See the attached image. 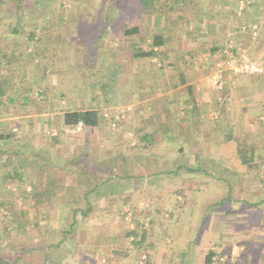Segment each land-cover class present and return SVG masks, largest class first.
<instances>
[{
	"label": "crops",
	"instance_id": "0c3cea01",
	"mask_svg": "<svg viewBox=\"0 0 264 264\" xmlns=\"http://www.w3.org/2000/svg\"><path fill=\"white\" fill-rule=\"evenodd\" d=\"M190 1V7L185 12V16L190 23L195 20V23L192 22L191 24V31L189 32V27H187L181 31L178 29L177 36H175L176 33L173 35L166 34L170 41L161 49L166 65H164V69L159 71V75L153 78L154 80L144 74L143 89L138 91V94L142 92L143 96L140 94V97L136 98L133 109L128 115V125L130 123L135 125L139 141L143 134L151 133L154 136L153 144L142 143L143 151L140 154L142 158L146 159L144 167L149 168V170L151 168V171L140 175L141 178L121 179L125 182L124 187L128 186L123 191L124 194L126 191L133 197V201L131 200L130 203H128L130 196L127 198V203L124 201V205H129L128 208L116 205V208L113 206L115 208L113 209L107 203L113 197L123 198L122 190L118 189L119 186H106V188H101L94 193V203L100 205L97 212L111 215L124 213L130 209L135 212L138 211L139 193L141 192L142 197L149 199L148 207H143L140 212L147 216V221L151 223L147 232V241L144 244L153 246L152 249L150 246L148 251L151 254V262L154 264H167L174 261L180 264L189 261L194 262V257L188 259L187 255V259L185 258L183 254L185 251L180 249L181 247L186 246V250L191 245L207 248L214 241L229 243L233 238L232 235L227 234L225 228L221 227L226 226V221H223V224H213L211 220L207 221L212 213L213 206L211 207V205L213 204L200 199V193L209 187L205 184L208 180L207 177H210L206 167L210 162L212 165L215 164L214 160L209 159L207 152L214 146L219 147L217 145L219 143L221 149L227 152L234 149L235 141L233 138H229L236 127L233 126L234 120H232L231 112H233V100L242 101V99H239L234 93L231 96L228 93L225 94V90L229 86L233 91H239L238 94L247 95L248 91L244 87L246 85L244 82L264 74H237L224 66V60L229 57V52L234 55L236 60H264V0ZM188 11L191 16L188 15L190 14ZM180 14L183 16V11H180ZM186 25L188 24L186 23ZM48 28L49 26H47V30L37 32L35 37L37 41L33 42L34 48H37L35 55L37 63L33 74L36 82L40 81L43 92L47 91L49 95L44 100H32V105L31 102H22L25 92L17 95L16 98L20 101L19 108L26 110L23 113L16 111L17 113H12L11 117L5 116L4 111L0 113V122H6V124H0V132L8 128L11 129L14 123H16L15 125L18 122L24 124L26 119L23 118H33L31 124L26 126L28 130L25 129L26 132L29 131V135L23 137L24 134H21L22 139L32 140L30 148L32 152L51 154L53 160L58 157V160L63 162L62 164L74 159H79L78 163L83 164L85 161L83 155L86 152L89 153L90 157L93 155L92 152L90 153V150H94L92 145L95 148L97 146L104 148V150H110L100 157L116 155V152H118L117 155H121L125 150L120 143L118 144L117 136H114V133H110V130L107 131L108 129L104 130L106 128L104 122L95 127H83L81 130L64 125V109L68 108L69 105L66 107L60 103L59 97L52 93L55 90L54 87L62 86L61 96L69 97L71 101L78 102L76 105L72 103L73 106L69 107L73 110L80 112L88 109L102 110L103 101L99 95L95 96L91 93L90 87L92 84H96L98 78L94 75L90 76V73L87 72L89 69L85 70V74L82 76L77 77V74H72L73 81L76 80L73 83H81L82 87L79 91L70 92L72 93L70 96L65 94L72 85L68 79L67 70L74 71L75 64L67 68L63 62L62 65H58L60 69L52 66L50 69L53 71L50 72L47 61L51 63L53 58L51 57L49 41L53 38L54 33ZM186 30L188 32H185ZM46 36L48 41L43 40ZM188 36L191 37L190 40L186 38ZM22 38L26 39L27 36H22ZM201 38L206 39V42L200 41L198 43L196 41V39ZM78 64L79 62H77ZM220 70L223 71V89L214 87L211 78L214 72ZM57 71L61 72L62 75ZM42 72L49 78L46 77L42 80L40 78ZM14 81L17 82V86L20 82V87L22 84H29L24 80ZM65 87L69 88L65 89ZM250 93L249 102L258 103L264 100L262 96L255 95L253 92ZM62 97L61 99H63ZM244 97L247 98V96ZM248 100L246 99V101ZM211 108H213L214 113L215 111L219 112L215 117L212 112V114H208ZM257 108L259 109V106ZM246 111L249 112L248 107L240 108L239 112L242 113L239 116L240 121L245 118L244 112ZM226 112L231 117L228 118ZM246 118L248 119V117ZM32 122L35 123L32 124ZM13 129L17 130V127ZM217 129H219V141H216L214 136L209 137L210 133L215 135ZM23 144L20 143L22 149L24 148ZM225 153L220 155L221 159L220 156L218 157L217 164L226 167L230 166L232 159ZM136 156V154L131 155V159L135 161ZM98 159L99 157L90 161ZM201 165L204 169L200 167ZM76 176L78 180L79 176ZM62 180L64 178H61V182H63ZM137 182L138 185H136ZM0 192L2 193L1 190ZM184 210L185 218L180 213ZM107 218L111 220L110 217L105 216L100 221H96L98 223H93L95 224L92 228V231L95 229L93 236L95 243H91L99 252L105 242H109L110 248L107 251L118 262L130 261L131 258H134L133 254L137 249L136 246L131 245L133 237L127 236L125 243L128 254L123 255L120 246L116 245L118 239L120 240V235L115 234L116 230L115 232L110 231V233L107 231H109V227H122L121 225H123L122 228H125L126 224L129 227L132 222L124 221V219L120 221L119 219L110 225V220ZM138 227L136 223H133L130 228L133 230ZM186 227L187 230H185ZM105 234L109 237L103 238L102 241ZM245 235L246 233L242 232L239 236H241V240L247 242L248 237H244ZM116 240L117 242H115ZM192 241L196 244H192ZM140 246L138 244V247ZM113 259L108 260L111 262ZM199 262H202V257H199Z\"/></svg>",
	"mask_w": 264,
	"mask_h": 264
},
{
	"label": "rangeland",
	"instance_id": "374dc122",
	"mask_svg": "<svg viewBox=\"0 0 264 264\" xmlns=\"http://www.w3.org/2000/svg\"><path fill=\"white\" fill-rule=\"evenodd\" d=\"M114 0H28L27 5L25 6V11L23 12V9L17 10L15 8L16 3H14L13 0H0V49L4 50L6 44L9 41H6L3 36V32L6 30H9L12 28L16 22L18 15H24V19L21 23V28L27 29L29 32H33L37 36V32L39 31H45L47 30V26H49V30L54 33L53 38L50 39L51 44V58L52 62L47 61V65L49 66V69H52V66L54 68L60 69L58 66L59 64L62 65L64 62V66L66 67H72L73 64H75L74 71L67 72L69 74L68 79L72 82L70 90L69 87H65V89H68V91L65 93L67 96H70V92L73 90H80L82 87V84H75L73 83L72 74H77L78 76H82V74H85L84 68L81 70L79 67V64L83 61V56L89 52L88 47L91 43V34H89V31L94 32L95 29L99 26V23L101 20L103 21H113L115 22V15L117 11L112 12V15L109 13L112 10V2ZM186 12V11H185ZM25 13V14H24ZM188 13H190L188 11ZM191 16V13L188 14ZM187 16L183 14V17H181L180 11H174V12H167L165 13L161 18H157L154 15L148 16V15H140L135 16L133 15V18L130 19L131 24H134L135 21L137 23H143L144 27L151 29V34L154 33H162L166 36L167 35H173L177 36L178 32L177 30L180 29H187L189 27V32L191 31V24L192 22L195 23V20L191 23L189 20L186 19ZM186 23L188 25H186ZM110 25H113L112 23ZM255 28V27H254ZM38 30V31H37ZM26 32V31H25ZM185 32H188L186 30ZM27 36V32L24 34ZM95 36V33H93ZM140 37H144L143 46L145 48L149 47V44L151 43V37L146 36L144 32L138 34L135 36L136 39H139ZM187 39H191V37H186ZM14 39V38H10ZM22 40H26L25 38H21ZM19 39V48H17L16 51H14V55H16V59L10 64L6 63H0V71L4 74L7 72L9 73V87L15 86L14 80L17 81L24 80L29 82L27 85H21L20 82H18V88H20L22 93L33 90L32 92V100L34 99H46V96H48V92H40L42 91V85H40V81H37L34 79L35 72V65L37 63V59L35 57L36 49L35 44L28 46L29 44H25V42H22V40ZM37 39V38H36ZM93 39V37H92ZM43 40L48 41V37H44ZM196 41L199 43L200 41L206 42V39H196ZM121 39L113 32L111 31V28L109 27V30L107 33H105V36L103 37V41L100 40L97 41L96 45L99 44V47L97 51L103 52L106 49H110L109 51H117V47L121 43ZM11 43V42H9ZM94 43V44H95ZM129 44V42H127ZM168 44V42L166 43ZM121 46L123 44H120ZM8 46V45H7ZM166 46V45H165ZM108 47V48H107ZM160 51L163 49V47L159 48ZM39 50V49H38ZM103 57V56H102ZM101 57V58H102ZM162 56L158 55L157 57H154L150 60H137L133 67V71L138 73L139 71L142 72L148 77L156 78L159 75V71L164 69V63ZM72 58V60H71ZM100 58V59H101ZM161 58V59H160ZM50 59V60H51ZM98 57L97 60L93 62V66L87 71L91 75L96 74V71L98 67L101 66V63L104 62V64L109 63L108 60L101 61ZM76 60V62H75ZM226 60V59H225ZM224 60V61H225ZM255 60V59H254ZM54 61V62H53ZM73 61V62H72ZM260 63L264 65V60H257ZM77 62L79 64L77 65ZM72 63V64H71ZM70 64V65H69ZM106 66V65H105ZM163 66V67H162ZM50 69V72L53 70ZM147 69V70H146ZM107 71L104 72L105 76L101 77L99 74L97 76L98 81L96 84H92L90 89L91 93L93 95H99L102 100L103 93L100 92L102 83H108L111 80V71L112 69L109 68L106 69ZM139 72V73H140ZM60 75L61 72H58ZM264 73V71L262 72ZM42 75V80H44L46 77L49 78V76H45V74ZM62 78V76H61ZM102 78V79H101ZM246 84L244 87L247 89V95L243 93H239V91H233L231 87L228 86V89L225 90V94L228 93V95L231 96L233 93L239 97V99H242V101L233 100V106L232 110L233 112L231 116L233 122V126H236L233 129V138L235 136L241 137L245 140H247L249 143H252L254 145L255 150V157H254V163L252 166H247L241 163V159L238 155V148H237V142L235 141L234 149L231 150V152H227L223 149H221V144H217L218 146H214L213 148H210L208 150V156L210 160H214L215 164L212 165L210 162L208 166L206 167L207 171L209 172V176L207 177L208 180L205 184H207L209 187L208 189L204 190L202 193H200V199L201 201H208L209 203L213 204L212 213L209 215L207 221L211 220V222L217 223V224H223V221H226V226H221L222 228H225L228 232L227 234L232 235L231 240L229 243H222V242H212L207 248H200L198 245H191L186 250V246L181 247L180 249L184 250L185 258L188 255V259H191L190 257H194V262H185V264H207L206 258L209 254V251H215L214 256L212 257L213 264H264V100L262 102H249L248 98L251 96L250 92L255 93V95L262 96L264 98V74L259 75V77L253 78V80H246L244 82ZM70 85V83H69ZM214 85V84H213ZM226 86V84H225ZM215 87V86H214ZM61 88L62 86H56L54 87V91L52 93L56 94L59 97L60 103L66 107H69L72 105H76L77 101H71V98L61 96ZM133 90V89H132ZM10 92V91H9ZM51 92V89H50ZM49 92V93H50ZM42 93V94H41ZM59 93V94H58ZM118 93V91H117ZM117 94L114 92L112 102L105 105L103 104L102 112H111L116 115L117 112H115L116 109L124 107L125 104L123 101L125 99L124 96H119L117 100ZM242 95V96H239ZM244 96H247L244 97ZM61 97L63 99H61ZM65 97V98H64ZM246 99L248 101H246ZM117 100V101H116ZM64 101V102H63ZM71 101V102H70ZM31 105L33 102L30 103ZM135 104V101H133L132 104H128L132 107ZM72 105V106H73ZM22 106V105H21ZM127 106V105H126ZM259 106V109L257 108ZM248 107L249 112H244L243 121H240V115L242 113L239 112L240 108ZM4 108V109H2ZM14 106L8 105L6 107H0V113L5 114V116H12V113H23L25 110H22L19 108L18 110H13ZM254 109V111H253ZM32 110V109H31ZM250 110H252L250 112ZM17 111V112H16ZM257 111V112H256ZM259 111V112H258ZM10 112V115H8ZM27 112V111H26ZM130 111H126L122 114H117L119 120L115 121L117 123L116 126H113V120H111V125H105V131H109L110 133H114V136H117L118 144H121V147L127 151L129 155H137L136 160L132 161V163L125 164L121 160L118 161V165L115 167L113 174H121L124 172V169H130L131 173L134 174V176H140L144 175L147 172L149 173L151 171V168L144 167L145 160L140 155L143 149L141 148L142 143L139 141V135L135 131V125H132L130 123L128 125V115ZM215 115L219 112L215 111L213 108L208 111V114ZM256 112V114H255ZM27 114V113H24ZM226 116L229 118L227 112L225 113ZM113 116V118H114ZM116 116V117H117ZM220 116V115H219ZM223 116V115H222ZM248 117V119L246 118ZM26 119L25 123H16L12 126V132L16 133L21 136V134H24L23 137H26L29 135L28 128L26 126H29L31 124V121L33 118H23ZM30 119V121H29ZM218 120V119H215ZM248 120V122H247ZM12 121V120H8ZM124 121V122H123ZM127 121V122H126ZM221 121V120H219ZM45 122V121H44ZM11 123V122H10ZM35 122H32L34 124ZM46 123V122H45ZM220 124V122H218ZM9 127V126H8ZM17 127V130L13 129ZM25 127V128H24ZM46 127V126H45ZM146 127V125H144ZM26 129V131H25ZM33 129L31 128V131ZM5 131V130H4ZM141 135V133H139ZM215 138L216 141L220 140L219 135V129H217V132L215 135H212V133L209 134V137ZM116 140V141H117ZM27 142V140H24ZM32 142V141H31ZM30 142V143H31ZM92 149L90 150V153L92 152L93 155H91L92 159L102 156L103 154H106L107 151L110 150H104V148L97 147L95 148L94 145H92ZM135 147V148H133ZM126 148V149H125ZM139 151V152H138ZM135 152V153H134ZM226 152V153H225ZM33 153V152H32ZM139 153V154H137ZM225 153L228 154L230 158L232 159L230 166H223L218 165L217 160L218 157ZM118 152H116V155ZM45 155V154H44ZM47 156L51 157V154H46ZM99 155V156H98ZM140 155V156H138ZM220 156V159H221ZM91 157L89 156L90 160ZM104 158V156H103ZM31 159L33 161H38V158L33 156ZM56 163L62 164V161H59L58 157L54 158ZM40 160V158H39ZM65 161V160H64ZM80 163H77L76 165H71V172L69 171H60L58 173L59 181L61 182V178L63 182L61 183H69V184H78L77 180V174L78 171H81V166H79ZM121 164V166H120ZM124 164V165H123ZM126 166V168H125ZM202 169H204L203 165L200 166ZM199 167V168H200ZM153 169V168H152ZM77 171V172H76ZM97 171V170H95ZM100 176L103 177H109L111 173L109 171H98ZM101 173V174H100ZM201 174V173H200ZM205 175V174H202ZM214 175V176H213ZM74 177V178H73ZM202 178V177H201ZM221 178L225 179V182L220 181ZM139 183L137 182L136 185ZM125 182L117 180V186H119L118 189L122 190L123 198L119 197H113L111 198L110 202H107L109 207L113 208V206L119 205L125 208H128V204L124 205V201L129 197V202L131 200L133 201V197L124 190L127 189L128 186H125ZM232 187V190H231ZM31 188V185L29 182L27 184H22L20 181H12L9 180L7 184H5L0 190L2 191V194L0 195V205L3 203V207L0 206V257L4 259H8L10 261L15 260L16 251L19 248L22 247V243L25 244H34V243H40L43 244V238L38 239L43 233V230H45V226L43 230L38 231V227L34 226L35 223H37V218L39 212L35 209L31 211V207L29 204L26 203V201L21 198L24 194V189L29 190ZM76 196L79 195L82 196L83 189H78L75 192ZM140 195V202L138 203V211H134L133 209H130L129 211H125L124 213H114L113 215L109 213H103V212H97L99 211L100 205H97V203H94V209L90 212L89 215H82L79 213L78 215V222L75 227V233L72 236H69L65 242H62L61 247L58 248L59 254L58 256H53L54 262H49V264H154L151 262L149 247L151 245L142 244L140 247H136V252H134L133 256L134 258H131L130 261L126 262H118L115 257L107 251V249L110 248V243L105 242L102 243L104 246H102L99 249V252L96 251L95 245L92 243H95L93 237L95 235L93 228V223H98L96 221H100L103 217H110V225L111 223L117 222L119 219L122 221L132 222L130 223V226L127 227V224L125 228L122 227H109V232L116 230L115 234L120 235V240L118 239V243L116 245L120 246L121 251H126V243L127 236L126 231L128 232L131 230V225L133 223H136L139 227L145 226L147 229H149L150 224L145 215H143L142 210L143 207H148L149 205V199L142 197V192L139 193ZM95 194L90 195V199L94 202ZM227 198L226 204L220 205L222 199ZM97 202V200L95 199ZM80 205L77 207L84 208L85 203L83 201L79 202ZM113 208V209H115ZM22 209L30 212L33 215L32 217L30 215H27L24 218H21V214L19 213ZM42 211H40V214L44 220H47L48 230L49 234L56 235L57 232L55 231L57 228L62 229L64 224V219L62 217L61 212H59L58 208H52L49 209L46 206L41 207ZM198 209L200 207L198 206ZM126 210V209H125ZM197 210V209H195ZM184 211H180V213L183 215L182 217H186L185 214H183ZM188 214V213H186ZM68 216V214H67ZM181 216V215H180ZM68 218V217H67ZM20 219V220H19ZM108 220V221H109ZM136 220V221H135ZM20 221H23L20 223ZM71 219L68 218L67 223H71ZM40 222V221H38ZM20 223V224H19ZM45 223V222H44ZM66 223V224H67ZM121 223V222H120ZM170 223V222H168ZM40 224H42L40 222ZM186 224V223H185ZM45 225V224H44ZM43 226V225H42ZM216 226V225H215ZM41 228V227H40ZM122 228V229H121ZM217 228V227H216ZM113 229V230H112ZM187 230V227L186 229ZM38 231V232H37ZM47 231V230H46ZM98 231V230H97ZM42 232V233H41ZM148 232V230H147ZM243 233H246L244 237L247 238V242L241 240V235ZM97 233V232H96ZM108 233V234H109ZM226 234V233H225ZM224 234V235H225ZM109 237L107 234L103 235V238ZM147 237V235H146ZM130 238V237H129ZM201 239V237H200ZM243 239V238H242ZM130 240V239H129ZM40 241V242H39ZM147 241V239H146ZM167 241V240H166ZM224 241V240H223ZM92 242V243H91ZM117 242V240L115 241ZM16 243L17 245L14 247L12 244ZM37 243V244H38ZM91 244V245H90ZM192 244H196L194 241H192ZM15 245V244H14ZM115 245V246H116ZM107 247V248H106ZM153 246L150 247L152 249ZM17 248V249H16ZM128 249V248H127ZM179 249V250H180ZM123 254V253H122ZM124 255V254H123ZM131 257V256H130ZM199 257H202V262H199ZM110 258H114L113 260H108ZM186 258V259H187ZM26 260L30 263H26L24 261L20 262V264H41L42 258H32L31 256L26 257ZM115 260V261H114ZM118 262V263H117ZM167 264H180L176 261L167 263ZM183 264V263H181Z\"/></svg>",
	"mask_w": 264,
	"mask_h": 264
},
{
	"label": "trees",
	"instance_id": "16d2710c",
	"mask_svg": "<svg viewBox=\"0 0 264 264\" xmlns=\"http://www.w3.org/2000/svg\"><path fill=\"white\" fill-rule=\"evenodd\" d=\"M13 1L16 3L14 5L17 10L23 9V12L25 11V6L27 5L28 0ZM190 2V0H114L112 2V10L109 14L112 15V12L117 11L115 22L101 20L99 26L94 32L89 31V34L92 33L90 35L91 43L88 47L89 52L83 56V61L79 64L81 70L83 68L84 70H87L93 66V62L97 60L98 57L100 59L103 56L100 59L102 62L104 60L109 61V63L106 64H104V62L101 63L96 74H94L95 77L99 74L101 77H104V72L107 71L106 69H112L110 82L102 83L100 89V92L103 93L102 101L104 106L112 102L114 92L117 94V100L119 96L125 97L123 101L125 104L123 105L132 104L136 98L138 99L140 97V94L143 96V93L139 92L138 94V91L139 89H143L142 79L144 73L143 71L136 73L133 71L132 67L137 60L151 61L154 57L161 55V58L163 59H160L164 61V53H162L159 48L165 46L166 43L170 41V38L162 33L151 34V29L149 27L145 28L143 23H137L135 21L134 24H131L130 19L133 18V15H154L157 18H161L165 13L174 11H183V14L185 15V11L190 7ZM181 17L183 16L181 15ZM24 18V15H18L14 26L3 32V38L11 43L8 42L4 50L0 49V63L11 64L16 59L14 51L19 48V39H21L22 36H25L24 34L26 32L28 34L24 41L26 45L30 43L28 45L30 46L32 45V42L35 43V41H37L35 33L28 32L27 29L21 28V23ZM111 23L113 25H110ZM109 27L113 34L121 39L122 42L120 44L123 45L121 46L119 44L116 49L117 51H109L110 49H106V51L104 50L99 53L97 51L99 44L96 45V43L97 41L100 43V40L103 41V37L109 30ZM142 32H144L146 36L151 37V43L148 48H145L142 44L145 39L144 37H140L139 39L135 38L136 35ZM93 33H95V36ZM127 42H129V44H127ZM9 82V73L7 72L4 74L0 71V107H6L13 104V110H17L20 107L18 106L20 101H18L16 96H19L22 90L17 87L16 81H14L16 83L15 86L11 87H9ZM32 92L33 90L28 91V93L27 91L25 92V96L22 98L23 103L32 101ZM40 92H43V90ZM44 92L46 93V91ZM64 110L63 123L72 128H76L79 122H83L84 127L90 128L99 126L102 122H104L105 125H111V120H115V118H113V113L110 112L108 115H105L100 109H88L80 112L68 107ZM4 123L6 124L4 121L0 122V124ZM11 130L12 129L8 128L7 130L0 132V188L7 184L9 180L20 181L22 184H27L29 182L31 188L29 190L24 189L23 192L25 195L21 198L29 204L31 211L35 209L39 212L38 215H35V217H39H36L37 223H35L34 226H39V230H43L45 226V230H43V233L41 232V236H43L41 237L43 238V244H40V241V243L37 242L38 244L22 243L21 248H16L17 251L15 252L16 255L13 262L0 257V264H20L22 261L30 263L26 260L27 255L35 259L42 258L43 260L41 264H49V262H54L53 256H58V248L61 247L62 242H65L69 236H72L75 233L79 213L86 216L94 209V202L90 199V195H93L101 188H106V186H117V179H120L121 181V179L124 178H141V176H134L130 169H124V172L121 174H113L119 160L125 164L134 161L131 159V155H129L127 151H123L121 155L104 156V158L101 157L95 161H90L89 153L86 152L83 155L85 161L83 164H79V166H81V171H78L77 174L79 176L78 184H63L59 181L58 173L64 170L71 172V165H76L79 159L59 164L46 154L44 155L33 151L34 154L30 149V142L32 140L28 138L22 139V137L18 135L19 133H14ZM230 136L231 137L229 138H233V133ZM233 139L237 142V150L241 163L247 166H252L255 157L254 145L241 137L235 136ZM24 140H27V142ZM154 141V136L151 133L143 134L140 137L141 143L147 142V144H153ZM20 143H24L23 149ZM33 156L38 158V161H33V159H31ZM98 171H109L111 175L109 177H103L99 175ZM220 181L225 182V179L221 178ZM78 189H83L84 193L82 196L79 195L77 197L75 195V192ZM0 194L2 193L0 192ZM118 194H120V192H118ZM80 201L85 203L86 206H84V208L77 207L80 205ZM226 201L227 198L222 199L220 205L226 204ZM125 203H127V199L125 200ZM0 206L3 207V203H1ZM44 206L49 209L58 208V211L61 212L62 217L65 220L63 228H57L55 230L57 234L54 236L49 234L47 220H44L40 214V211H42L41 207ZM212 206L213 205H211V207ZM31 211L28 212L22 209L19 212L21 218H24L27 215L32 217L33 215L31 214ZM67 217L72 220L71 223H67ZM21 222L23 221H20V223ZM147 230L148 229L143 225L137 229L126 232V236L133 237L131 245L138 247V244H144L146 241ZM12 245L15 247L17 244L13 243ZM121 253L124 255L128 254V249L126 248V251H121ZM214 253L215 251H209L206 263L212 262Z\"/></svg>",
	"mask_w": 264,
	"mask_h": 264
},
{
	"label": "built area",
	"instance_id": "2783aa9c",
	"mask_svg": "<svg viewBox=\"0 0 264 264\" xmlns=\"http://www.w3.org/2000/svg\"><path fill=\"white\" fill-rule=\"evenodd\" d=\"M224 66L228 68L229 70H232L234 73L237 74H259L264 71V65L260 63L257 60H252V59H243V60H236L234 55L229 52V57L226 58L224 61ZM223 71H217L214 72L212 75V82L214 86L218 89H223L224 88V82H223ZM132 107L130 105H125L124 107L118 108L115 110L116 115L114 118H116V121L119 120L117 114H122L125 113L126 111H130ZM110 112H105V115H108ZM117 116V117H116ZM114 120L113 121V126H116L117 123ZM84 124L83 122H79L78 125L76 126L77 130L83 129ZM207 264H213V263H207Z\"/></svg>",
	"mask_w": 264,
	"mask_h": 264
}]
</instances>
